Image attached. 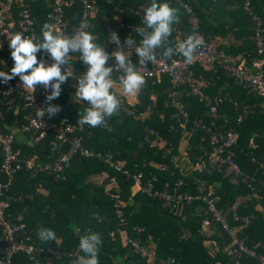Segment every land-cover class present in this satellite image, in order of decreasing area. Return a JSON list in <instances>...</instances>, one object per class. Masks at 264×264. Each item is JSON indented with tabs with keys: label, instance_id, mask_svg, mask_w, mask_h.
<instances>
[{
	"label": "trees",
	"instance_id": "obj_1",
	"mask_svg": "<svg viewBox=\"0 0 264 264\" xmlns=\"http://www.w3.org/2000/svg\"><path fill=\"white\" fill-rule=\"evenodd\" d=\"M182 1L190 5L192 14H186L175 0H158L159 3L181 8V22L173 25L172 35L169 37L171 46L176 44V30H180L187 37L195 31L203 37L205 43L216 38L229 39L228 47L218 49L237 58L244 65H249L256 57L255 23L244 9V2H249L264 27V0ZM151 2L152 0H93L96 13L87 32L96 35V42L104 47L107 33L112 30L117 32L121 43L130 36L135 41L134 44L139 46L142 37L135 29L145 27V9ZM27 4L30 5L34 18L36 39L42 40V27L45 23L50 24L47 15L52 1L28 0ZM80 14L81 6L74 0V4L66 8L70 32L78 25ZM106 16L110 21L104 20ZM18 24L16 33H23ZM125 52L136 65L140 59L138 54ZM161 52V49L157 50L156 62L160 59L169 62L173 58H165L160 55ZM69 63L75 78H68L61 86V95L50 102L61 107V111L52 119L58 122L62 118H68L78 129L74 135L81 136L86 147L100 151L104 156L109 155L111 162L117 163L119 168L100 159L78 156L71 161L64 179H57L49 172L37 171H20L14 176L5 192L9 201L8 212L11 221L24 224L25 235L37 248L49 247L59 255L40 254L38 259L41 264H72L77 255H83L79 251L80 237L91 233L99 234L102 239L99 264H166L172 259L177 264H235L227 253L230 239L220 225L211 221L204 230L201 228L206 212V205L202 201H194L177 211L171 210V206L163 200L148 197L141 190L136 191L134 176L139 175L141 187L151 183L157 190H172L181 180V191L184 193H210L218 211L234 227L238 223L231 219V207L240 200L238 215L251 218L250 226L244 232L246 244L264 242L262 97L247 95L234 85L221 67H216L213 71H206L198 65L192 68L194 75L205 81V94L210 97H224L216 123L221 127L220 130L230 127L238 133V146L233 149L234 160L244 174L253 178L252 191L227 168L218 171L209 162V147L202 133L190 134L188 130L179 128L173 120L172 93L176 94V100L191 119L203 116L204 104L199 102L197 97L184 93L183 88L174 85L168 76H162L160 83L156 85H151L150 80L146 79V85L138 94V102L135 105L117 95L125 106L142 113L143 121H136L120 108L117 115L108 119L111 131L106 127L92 128L88 125L80 128L76 123L79 113L83 114L89 105L82 101L81 105L74 108L73 100L78 98L75 95L78 79L86 73L87 66L80 60L79 53L73 54ZM147 63L150 64L151 61ZM1 71L10 70L5 68ZM120 75L122 74L114 72L113 79L119 81ZM151 96L155 97L154 101L150 99ZM232 96L242 102L248 110L239 124L236 118L242 113L241 109H236L227 101ZM46 97L39 94L40 100L46 101ZM30 111L24 107L21 99L12 109H7L4 103L0 102L1 132L13 133L22 129L27 123L24 117ZM148 128L157 130L170 146L159 147L158 142L148 139ZM22 133L25 139L19 140L15 137L13 150L21 159H34L35 169L41 164L54 161L66 150V146H62L59 151L51 152L54 137L50 133L38 141L32 131L22 129ZM187 138L188 148L183 158L188 170L190 169L189 172L184 171V167L176 161L179 157L180 142ZM250 139L255 145L254 148H249ZM202 163H206L207 169L203 172L194 171ZM6 181L7 177L0 172V182ZM259 186L262 188L259 194L257 192L255 195ZM116 194L120 196L128 237L142 245L148 254H153L150 259L136 253L126 239L117 234L120 225L113 205V196ZM41 226L56 232L57 244H41L36 232ZM111 232L116 233L115 238L110 236ZM1 247L0 244V249ZM259 254L264 255V249L260 250ZM13 264L32 263L27 256L18 254ZM239 264L258 263L255 259L242 257Z\"/></svg>",
	"mask_w": 264,
	"mask_h": 264
},
{
	"label": "built area",
	"instance_id": "obj_2",
	"mask_svg": "<svg viewBox=\"0 0 264 264\" xmlns=\"http://www.w3.org/2000/svg\"><path fill=\"white\" fill-rule=\"evenodd\" d=\"M49 1V0H48ZM52 6L47 18L56 34L62 36H73L79 31H88L91 20L95 16L96 7L93 0H77L81 6L80 20L71 32L69 29V21L66 17V8L74 4V0H51ZM186 14H192V8L182 0H175ZM28 0H0V71L2 69L11 70L14 67V60L11 57L12 49L9 47L10 38L17 31V24L23 29L25 37L36 38L35 22L32 16L31 7L27 4ZM186 5L187 8L182 7ZM244 9L249 13L251 20L255 23V51L256 57L251 60L249 65L239 62L237 58L226 54L223 50L217 49L213 42L205 43L196 53V59L192 63H185L182 55H174L169 61H157L154 64L146 63L141 65L139 60L136 67L145 79L150 80L151 85L159 84L162 76H168L172 79L174 85L183 88V92L198 98V101L204 104V114L202 117L191 119L188 112L176 100V94L172 93L171 106L174 109L173 120L179 128L188 130L190 134L202 133L207 140L209 147L208 160L216 167L218 171L227 168L228 171L239 177L247 187L254 191L253 178H249L244 174L238 164L234 160L233 149L238 146V133L233 128L220 130L216 123L219 118V109L224 103V97L221 95L210 97L205 94V81L192 72V68L196 65L202 67L206 71H213L216 67L224 69L233 81L247 95H254L264 99V27L262 21L257 14L253 12V8L248 1L244 2ZM18 21V23H16ZM86 27L81 28V24ZM175 40L183 41L187 38L180 30H176ZM125 43V42H123ZM138 45L133 44L125 46V51L133 53ZM73 54L70 53V59ZM38 60H43L46 65L54 63L50 54L44 52L37 53ZM109 67H115L114 59L107 62ZM68 67H62V71H66ZM10 72V71H9ZM72 74L70 79L75 78L74 72L69 68ZM123 75L122 72H119ZM39 94L47 96L50 89L36 87L35 92L24 89L19 77H15L7 83L0 82V102H3L7 109H12L21 99L23 105L30 112L25 115L26 125L22 127L23 131H32L36 134V141L44 138L47 134H52L54 139L51 142V152L59 151L60 147L66 146L57 159L37 166L35 169L34 159H21L18 153L13 150L15 135L13 133H3L0 130V172L7 177L6 182H0V264H13L16 255L23 254L28 257L32 264H41L38 256L40 254L58 255L57 251H53L49 247L37 248L28 236L25 235L24 224H15L11 221V215L8 212L9 201L5 196V192L11 185L14 176L20 171H37L40 173L49 172L57 179H64L65 174L70 168L71 161L75 157L96 158L105 161L110 166L119 168L117 163L111 162L110 156H104L100 151H93L84 145L81 136H75L76 126L70 122L68 118H62L58 122L49 118L46 114L43 118L37 116L38 109L46 110L48 103L40 100ZM227 101L236 109H241V114L236 118L239 124L243 116L248 112L242 102L234 97H229ZM76 108L83 102L79 98L73 100ZM121 111L128 116L133 117L136 121H143L144 115L137 113L135 109L128 108L120 100ZM172 130V127L170 128ZM146 137L153 139V142L162 143L163 146H170L153 128L146 130ZM252 147V145L250 146ZM253 148V147H252ZM207 169L206 163H202L194 170L203 172ZM141 176H134V185L136 191L141 190L145 195L151 198L163 200L171 206V210L177 211L180 207L190 205L194 201H202L206 205V212L201 222V228L204 229L210 225L211 221L218 223L230 239L227 253L234 260L235 264H239L242 257L255 259L258 264H264V255L259 254L264 249V242H255L252 245L246 244L245 230L250 226L251 218L249 216H239L240 201L237 200L231 207V219L238 223L237 226H231L226 218H224L215 206L214 200L201 192L191 195L181 191L182 181H178L172 190H157L149 183L145 187H141ZM114 212L119 220L120 228L117 234L126 239L133 250L140 256L151 258L153 254H148L145 248L138 242L129 238L125 228V218L121 211L120 196H113ZM116 233L111 232L110 236L115 238ZM61 256V255H60ZM166 264H177L173 259Z\"/></svg>",
	"mask_w": 264,
	"mask_h": 264
},
{
	"label": "clouds",
	"instance_id": "obj_3",
	"mask_svg": "<svg viewBox=\"0 0 264 264\" xmlns=\"http://www.w3.org/2000/svg\"><path fill=\"white\" fill-rule=\"evenodd\" d=\"M182 7L187 8L186 5ZM181 8L172 7L168 3H159L152 0L150 6L145 9L143 23L145 27L136 28L135 31L142 37L135 53L139 56V63L146 65L157 60V50L161 49V56L171 59L174 55H182L185 63H192L196 59V53L205 41L195 31L185 40L177 41L175 46L169 43V37L173 32V25L180 23ZM86 27L82 23L81 28ZM110 42L118 45V50L109 54L105 47L96 42V37L87 32L79 31L73 36L56 34L53 26L45 23L42 27V40L25 37L23 33H15L9 40L12 49L11 57L14 67L10 72L0 71V80L4 83L19 77L24 89L35 92L37 86L51 89L46 97L48 107L46 110L38 109L37 116L43 118L45 114L52 118L61 111V107L50 102L57 99L62 92L64 84L72 74L70 68V53H79L80 60L87 66V71L78 79V87L75 95L88 103L89 107L84 113H79L78 123L81 127H106L108 131V119L117 115L120 109V99L112 91L115 86L114 72H122L119 83L123 93L128 96H136L146 85L145 76L138 71L136 65L125 52V46H132L135 41L129 36L125 43L116 31L111 33ZM43 50L50 54L54 61L46 65L43 60H38L37 53ZM110 59H114L115 67L106 66ZM68 65L66 71L62 66ZM38 240L42 245L58 243V237L54 230L46 227H38ZM102 239L99 234L91 233L80 237L79 251L83 255H77L72 264H99L100 247Z\"/></svg>",
	"mask_w": 264,
	"mask_h": 264
},
{
	"label": "crops",
	"instance_id": "obj_4",
	"mask_svg": "<svg viewBox=\"0 0 264 264\" xmlns=\"http://www.w3.org/2000/svg\"><path fill=\"white\" fill-rule=\"evenodd\" d=\"M113 19L114 18H112L111 20L113 21ZM104 20L107 21V22L110 21V19L107 16L104 17ZM112 32H113V30L112 31H108L107 36H106V40H105V49H106V51L109 54H111L114 51H117L118 50V45L115 42H110V37L109 36L111 35ZM212 42L217 47V49H218V47H222V48L228 47V45L230 44L229 39H221V38H216ZM158 61H163V59H160ZM112 91L115 92L118 96H121L123 99H125L131 105H135L138 102V100H137V96L138 95H136V96H128V95H125L123 93L122 86L120 85L119 81H115V86L112 89ZM150 99L152 101H154L155 100V97L154 96H151ZM13 133H14V135H15L16 138H19V140L25 139V137L23 136V133H22V129H20L19 131L15 130V131H13ZM157 144H158L159 147H163V144L162 143H157ZM249 144H250V146L252 145L253 148L255 147V145L253 144L252 139H250ZM181 146L183 148V151L180 150V147ZM187 148H188V138L187 139H183L180 142V145H179V157L176 158V161L178 162V164L180 166H182V167H185L186 166L185 167L186 169H188V165H187L185 159L183 158V156H185ZM181 155H183V156H181ZM40 191L45 193L44 190H40Z\"/></svg>",
	"mask_w": 264,
	"mask_h": 264
},
{
	"label": "rangeland",
	"instance_id": "obj_5",
	"mask_svg": "<svg viewBox=\"0 0 264 264\" xmlns=\"http://www.w3.org/2000/svg\"><path fill=\"white\" fill-rule=\"evenodd\" d=\"M80 128H82L81 126H79ZM249 148H250V146H249ZM180 150H182L183 151V148H182V146L180 147ZM181 156H183V155H181ZM184 171H187V172H189L190 171V169L188 170V169H186L185 167H184ZM262 187L261 186H259V187H257L256 188V194L255 195H257V192H258V194H259V191H260V189H261ZM240 201V200H239Z\"/></svg>",
	"mask_w": 264,
	"mask_h": 264
}]
</instances>
